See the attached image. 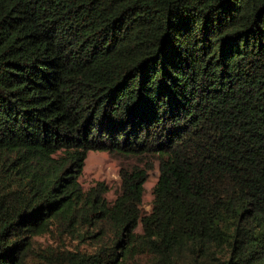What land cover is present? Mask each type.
<instances>
[{
  "label": "trees",
  "instance_id": "obj_1",
  "mask_svg": "<svg viewBox=\"0 0 264 264\" xmlns=\"http://www.w3.org/2000/svg\"><path fill=\"white\" fill-rule=\"evenodd\" d=\"M0 264H264V0H0Z\"/></svg>",
  "mask_w": 264,
  "mask_h": 264
},
{
  "label": "rangeland",
  "instance_id": "obj_2",
  "mask_svg": "<svg viewBox=\"0 0 264 264\" xmlns=\"http://www.w3.org/2000/svg\"><path fill=\"white\" fill-rule=\"evenodd\" d=\"M138 163L141 166L153 164V167L148 170L147 177L143 183V193L141 199V209L144 212H149L152 203V186L157 180L159 170L158 162L153 157H148L145 160L139 161L134 157H122L109 153L107 150L90 149L87 151L84 165L82 168L79 180L84 187H88L97 180H104L107 183L108 190L106 196L113 198L116 190L119 187V168L121 164ZM138 231L141 230L140 222L136 226ZM75 241L68 243H74Z\"/></svg>",
  "mask_w": 264,
  "mask_h": 264
}]
</instances>
